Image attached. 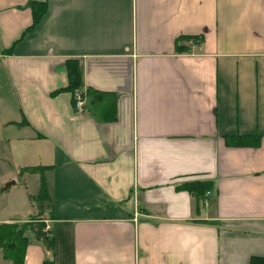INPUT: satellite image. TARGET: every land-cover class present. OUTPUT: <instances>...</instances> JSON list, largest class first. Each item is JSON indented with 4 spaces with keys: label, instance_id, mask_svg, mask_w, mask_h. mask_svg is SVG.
<instances>
[{
    "label": "crops",
    "instance_id": "obj_1",
    "mask_svg": "<svg viewBox=\"0 0 264 264\" xmlns=\"http://www.w3.org/2000/svg\"><path fill=\"white\" fill-rule=\"evenodd\" d=\"M26 3L0 0V224L42 212L53 245L32 222L24 264L264 258V0H49L24 32Z\"/></svg>",
    "mask_w": 264,
    "mask_h": 264
},
{
    "label": "trees",
    "instance_id": "obj_2",
    "mask_svg": "<svg viewBox=\"0 0 264 264\" xmlns=\"http://www.w3.org/2000/svg\"><path fill=\"white\" fill-rule=\"evenodd\" d=\"M49 0H27L26 7L31 12V24L24 31L32 30L41 20L46 12L47 3ZM192 39H198L200 42L203 41L202 37H191V36H181L176 38L175 47L178 51H186L181 43L183 41H190ZM4 53H9L8 50ZM67 85L61 89L55 91L53 94L65 91L72 96V105L74 107L75 94L83 99L85 96L91 97V95H100L90 89H83V82L81 78L80 68L78 62L73 59H69L65 64ZM92 98V97H91ZM92 101V100H91ZM106 113L105 120L114 119L113 107L107 106L105 109ZM225 144L228 146H247L253 145L257 146L259 137L258 136H225ZM253 141V142H252ZM30 171H35V169H30ZM177 189L184 188L191 192L194 196L201 199L203 198L205 192L208 190V182H190L182 184L176 187ZM37 203L48 200V195L45 188V183L43 178H40V189L37 196L34 199ZM42 212L38 213L36 216H31L28 222L22 223H6L0 224V251L2 257L10 262V264H24L25 252L28 246V238L26 236L27 229H32V222L37 223L36 229H33V233L36 239L41 240L48 249H51L53 245L52 238L49 237L46 231H44V223ZM42 264H54L52 261L45 260ZM250 264H264V258L252 257L250 259Z\"/></svg>",
    "mask_w": 264,
    "mask_h": 264
},
{
    "label": "built area",
    "instance_id": "obj_3",
    "mask_svg": "<svg viewBox=\"0 0 264 264\" xmlns=\"http://www.w3.org/2000/svg\"><path fill=\"white\" fill-rule=\"evenodd\" d=\"M74 108L77 111H81L83 109V99L79 96V94H75Z\"/></svg>",
    "mask_w": 264,
    "mask_h": 264
},
{
    "label": "rangeland",
    "instance_id": "obj_4",
    "mask_svg": "<svg viewBox=\"0 0 264 264\" xmlns=\"http://www.w3.org/2000/svg\"><path fill=\"white\" fill-rule=\"evenodd\" d=\"M1 200H2V199H0V205H2V201H1ZM28 230H29V229H27V231H28ZM27 231H26V232H27Z\"/></svg>",
    "mask_w": 264,
    "mask_h": 264
},
{
    "label": "water",
    "instance_id": "obj_5",
    "mask_svg": "<svg viewBox=\"0 0 264 264\" xmlns=\"http://www.w3.org/2000/svg\"><path fill=\"white\" fill-rule=\"evenodd\" d=\"M12 182H8L7 184H6V187L8 186V185H10Z\"/></svg>",
    "mask_w": 264,
    "mask_h": 264
}]
</instances>
